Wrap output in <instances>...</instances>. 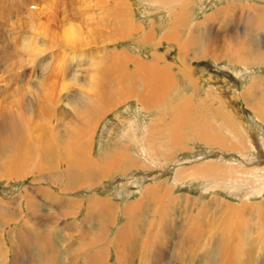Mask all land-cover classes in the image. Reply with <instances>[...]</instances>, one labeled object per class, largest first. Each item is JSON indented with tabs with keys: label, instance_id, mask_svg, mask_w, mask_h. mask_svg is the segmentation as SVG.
I'll return each instance as SVG.
<instances>
[{
	"label": "bare ground",
	"instance_id": "obj_1",
	"mask_svg": "<svg viewBox=\"0 0 264 264\" xmlns=\"http://www.w3.org/2000/svg\"><path fill=\"white\" fill-rule=\"evenodd\" d=\"M2 1L4 2V0ZM153 1H156L158 5V0ZM164 1V6H158L167 11L170 9L168 12L169 28L164 29V33L157 42H155L156 28L153 26L146 33L143 25H136L132 14H130V8L127 9L125 4L127 1L114 4L112 12L109 8L111 14L107 12L108 10L105 11L107 12L105 24L101 22L103 17L100 21V18H97L98 15H95L94 19L97 18L102 27L97 25V29L94 28L95 26L93 27L96 30H91L92 25L90 26V32L95 31L91 33L94 35L93 37L106 45L128 41L131 37L142 33L141 46H151L155 42L154 48L150 52L151 60L149 62L133 57L127 51H106L100 58H94L90 54L84 55L83 50L91 47L95 41H85V38L82 40L76 35V37L70 38L71 41H67L68 44L63 40L64 45L67 44V47L70 48L67 49L69 51L81 50L82 55H77L79 61L84 60L85 69L82 68L84 71L80 73L77 70L79 69L77 66L80 67V65L70 66L64 71L68 81L61 85L60 83L57 84L58 81L55 83L52 81L57 76L55 74L53 78V68L56 64L50 66L48 63L50 57L48 56H35L37 50L31 52L32 47L29 38H21V42L16 44L21 49L17 50L18 48H14L15 46H11L5 40L2 43L3 37L0 31V43L14 51L8 52L4 46L1 48L0 62H2L4 69L6 68L5 71L12 72L17 69L18 72L20 68L27 65L31 69L29 84L26 83V75L18 74L21 76L20 78H17V75L9 78L10 81L7 82L15 86L20 84V87H16L17 89L14 93L13 90L11 95V90L6 89L7 82L0 80V85L1 83L6 85L3 88L0 86V153H4V151L6 153V158L0 162V167L3 168L4 181L12 184L11 181L21 179L27 172H30L37 174L36 182L42 183L46 176L44 172H47L53 164L59 163L64 167V170H55L49 173L50 185L48 187L40 185L35 189L33 188L32 192L25 193V200L23 199L24 202H20L19 205L16 204V199H7L9 207L3 206L2 213H0V264H58L61 260V264H249L247 257L252 252L250 250L257 248H255L256 244L253 241L263 240L262 244L264 245V201L254 206L244 203L241 206L232 207L212 199L210 203L198 205V200L190 195L185 197L173 196L172 190H167L161 182L145 186L142 192L137 191L138 196L134 201L125 202L124 206L121 207L119 203H114L110 197L103 198L102 195L95 192L105 182L113 178L128 177L130 169L126 167L125 171L124 163H128L131 168L135 167L150 172L152 169L150 165L155 166L158 162L166 161V158L169 157L168 152L176 154L182 148L181 144L190 139L204 143L208 147H215L221 152H226V154H241L244 148L248 146L241 132L244 126L243 122L234 120L236 116H234V111L222 110V105L231 103L230 98L225 97L221 91L216 94L211 87L203 90L204 85H201L203 82L190 65H187L189 60L186 58L184 62H179L175 71L176 64L168 62L169 53L162 54L159 49L163 47L164 43L175 44L177 52L179 54L185 53L186 57L190 56V59L210 58L215 63L225 60L229 65L237 64L244 68L262 66L264 65V42L259 44L256 40V34L258 32L264 33V10H260L258 7L241 10V15L249 14L252 19H256V21H252L255 24L249 31L245 29L234 35H229V29L226 28L218 36L221 38H211L207 33H197L190 26L192 29H188L189 31L186 32V37L182 41L180 28H182L186 16L176 11L183 9L179 8V3H184L185 7L188 0ZM73 6L75 7V5ZM2 7L0 1V10ZM86 7L88 6L86 5ZM160 7L158 9H161ZM235 10V7H228L219 10L218 14L215 12L213 15L220 16L227 23L233 21ZM82 11L81 13H83ZM93 11H90V14ZM98 11V13L101 12ZM87 13L85 11V14ZM4 14L2 13V15ZM88 15L85 17H90L92 14ZM37 18L35 22L38 24ZM64 19L66 20V18ZM27 23L30 24V22ZM88 23L95 25L93 19L91 22L89 20L87 25ZM40 24L39 27L35 25L37 34H39L38 30L41 27L43 31L50 27L44 25L43 29V24ZM151 24L153 25V22ZM29 27L31 28V26ZM51 27L53 26L51 25ZM74 27L73 25V29ZM57 28L59 27L57 26L55 29ZM41 30L39 35L46 31L42 33ZM71 30L68 34L72 32ZM77 31L76 34L80 32L79 29ZM58 32L59 29H57ZM33 33L35 32L33 31ZM48 33L46 31V34ZM80 33L82 34V32ZM56 35L60 38L58 34ZM90 37L88 39H91ZM93 37L92 39H94ZM54 39L56 38L52 40ZM60 40L62 41V39ZM65 40L67 39L65 38ZM99 41L95 43L98 44ZM45 44L48 45L47 42ZM47 45L41 44L44 51L48 49H46ZM40 51L38 54L43 52L42 49ZM53 58L55 57L53 56ZM65 58L64 60H66ZM69 59L71 60V58ZM73 60L71 61L73 62ZM26 61L27 64H25ZM59 61L61 60L59 59ZM72 62L69 63L72 64ZM64 64L60 66L61 71L65 68L62 69ZM60 68L57 69L56 67V70L59 71ZM175 72H178L183 82H186L187 91L178 90L180 83ZM62 77L64 76L62 75ZM211 80L209 79L210 82ZM22 83L29 85V91L26 87L28 92H25H30L31 99L26 96ZM66 90L70 92L60 95L62 91L66 92ZM241 99L245 107L252 111V115L263 124L264 77L261 79L253 78L243 90ZM131 101L137 103L139 110L142 109L148 113L149 120L139 124L135 118H129L133 124L138 126L137 129L135 127L129 128L130 132L136 133L137 137H124L128 140L127 147H135V155L127 151L129 148H125L118 151L120 153L105 150L107 153L102 154L96 160L92 159L91 155L89 157L88 152L91 153L90 149L92 148V132H94L97 124L108 114L118 110L121 105ZM16 113L22 116L20 122H15L17 120ZM168 113L172 114V120L165 124L162 122L163 116ZM209 118L218 119L221 123L208 121ZM117 119L119 120V118ZM54 122L56 126H52ZM186 128H189L187 135L182 133V130ZM162 133L171 135L169 137L172 140L169 141L168 136L165 137L166 140L164 137L160 141L155 140L157 135ZM225 133H229L231 137L226 138ZM256 135L260 136L259 133ZM251 144L264 152L263 140L251 141ZM123 146L125 147V145ZM56 159H59L57 160L59 162H56ZM246 159L245 156L242 157V160ZM254 159L255 157L248 160V163ZM152 161L155 165L152 164ZM257 161L259 160L257 159ZM244 162L246 161L231 160V163L236 165L234 167L239 169L245 167ZM250 166L252 167V165ZM220 170V167L214 163H203L193 167L179 168L175 171L174 177L177 182L178 179H181L180 181L194 178L207 179L211 175L219 173ZM0 172L2 173V171ZM145 177L147 178V176ZM22 191L25 190L22 189ZM82 191H89V193L81 195ZM263 191L264 185L257 189L256 194L259 195ZM68 194L73 196H68ZM37 195L39 196L37 197ZM1 202L3 201L1 200ZM20 208L22 217L25 216L26 222L24 220L22 226L18 227L14 224L18 215V219H21ZM180 210L183 211L181 217L184 220L181 224L178 223L179 218L177 217V212L179 213ZM81 215L82 220L78 221L77 218ZM119 216L123 219V223L116 229L112 239L107 241L109 239L108 228L116 226ZM27 226H29V230L26 229ZM223 226L225 227L224 230L219 232L220 227L223 228ZM166 229L172 230V234L177 232V238L175 240L172 238L173 253H169L165 248L166 245H164ZM218 233H220L217 237L219 245L216 244L217 241L215 240V235ZM238 234L245 238L246 242L221 245L233 236L235 239V235ZM204 235L207 236L206 242L202 237ZM238 236H236L237 240ZM249 243H253L250 248ZM138 245L141 246L138 247ZM134 247L138 249L134 251ZM255 251L256 254H263L264 252L261 249ZM196 257H199L197 262H195ZM259 257L263 258L260 255L257 259ZM259 264H263L262 261Z\"/></svg>",
	"mask_w": 264,
	"mask_h": 264
},
{
	"label": "rangeland",
	"instance_id": "obj_2",
	"mask_svg": "<svg viewBox=\"0 0 264 264\" xmlns=\"http://www.w3.org/2000/svg\"><path fill=\"white\" fill-rule=\"evenodd\" d=\"M0 1L2 2V6L3 7L5 6L4 7L5 10L7 9L5 11L4 8L2 7L1 8L2 10H0V12L2 11L0 13V23H1L0 24V31H1V34L3 37L2 43H4V40H5L11 46L12 45L15 46L14 48H18L16 46V44L17 43L19 44L21 42V38H23V37L26 39L29 38L28 40L31 41L30 46L32 47L31 52L32 51L35 52V50H37L35 53L38 54V51H40L41 49L44 52V53L43 52L40 53L41 52L40 51L39 54L38 55L36 54L35 56H37V57L39 55H40L39 57L48 56V57H50V60L48 61L49 65L53 66L56 64L54 66V68L52 67L53 68V78H54L55 74H57V76H55L56 79L55 80L52 79V81L54 83L58 81L57 84L60 83V85L64 84V83L66 84V82L68 81V79L65 78V72L64 71H66V69L69 68L70 66L75 67L77 65H80L81 68L79 66H77L79 69L76 68L77 70L80 71V73H82L84 71L82 68L85 69L84 60L83 61L80 60L81 61L80 62L79 58H78V55H82L80 52L81 50L80 51L75 50V52H74V50H70V51L67 50V49H70L67 47L68 42L71 41L70 38L74 37V36L76 37V35H77V36H79L78 37L79 39L81 38L82 40H84V38H85V41L98 42L99 39L97 40L95 37H93L94 35L91 34V33H94L95 31H92V32H90V31L96 30L97 25L102 27L101 22L105 24V22H106L105 16H106L107 12L109 13V10H111V12H112L113 8H114L113 6H115L116 3L118 4L119 2H124V1L126 2L127 1L126 3L125 2L124 3L126 4L127 9L130 8V11H131L130 14H132L135 24L141 25V26L143 25L146 33L149 31L150 28H152L154 26V28H156V33H157L155 42H157L158 39L160 38V36L164 33V29L169 28L168 23H169L170 19L168 16V12L170 11V9H168L169 11H167L165 8L160 7V6L165 5L164 0L163 1L158 0L159 1L158 5H160V6H158L156 4V1H153V0L151 2H150V0H131V1L130 0H124V1L123 0L122 1H120V0H85V1L84 0H4V2L6 4L2 0H0ZM176 3H177V1H176ZM151 4H154V6H151ZM179 4H180L179 8H183V9L178 10L176 12L186 16L182 28H180V36H181L182 41L186 37V32L189 31L188 29H192V28L197 33H207L208 36H211V38H213V37L214 38L215 37L221 38L218 36L221 35L222 31L223 30L225 31L226 28L229 29V35H234V34L239 33L245 29H248V31H249L253 28V26L255 24L253 22L256 21V19H252V17L249 16V14L241 15V10H246V8H252V7L253 8L258 7V9L264 10V0H191V1L188 0V2H187L188 5L185 4V7L183 5L184 3H179ZM9 5H10V7H9ZM59 5H61L63 9ZM73 5H75V7ZM83 5H84V7H83ZM86 5L88 7H86ZM49 7H51V8H49ZM158 7H160L161 9H158ZM228 7H235L236 8L235 14H234L235 16L232 18L233 21L225 23V20L220 18V16L216 17L213 15L215 12L218 14L219 10H222V9L224 10ZM84 8H86V9H84ZM87 8L90 11L94 10L93 13H91L92 15L90 14V11ZM98 10L101 11L100 12L101 14L98 13L99 12ZM171 10H173V9L171 8ZM174 10H176V9H174ZM9 11H10V13H8ZM81 11L84 14L81 13ZM85 11H86V13L88 11V13H87V14H89L88 16L91 15L93 17L92 18L90 16L91 19H93L95 25H93V23H91V24L88 23V25H87V22L89 20L91 22V19H90V17H87V16L85 17V15H87V14H85ZM95 11L96 12L98 11V12L96 13ZM105 11H107V12H105ZM102 12L104 13V15ZM111 12L109 14H111ZM2 13L3 14L5 13V14L2 15ZM6 13H8L7 14L8 16L6 15ZM99 14L103 15V16H100ZM95 15L97 16L98 19L100 18L99 19L100 21H101V18L103 17L102 21L99 22V20H97V18H96V20H97V22H96V20L94 19L96 17ZM253 15H255V14H253ZM74 16H76V17H74ZM211 16H213V17H211ZM63 17L66 18V20ZM36 18H37L38 24L35 22ZM31 19H32V23H31ZM41 19L44 21H42ZM63 19H64V21H63ZM241 19H242V21H241ZM246 19H247V21H246ZM51 20L54 22H52ZM33 21H34V23H33ZM57 21L59 24L57 23ZM65 21H67L68 23ZM74 21H76V22L73 24ZM27 22H30V24H28ZM39 22L43 24V29H44V25L46 27L47 26L51 27V25L53 26V27H51V30H50V27L49 28L45 27L46 28L45 30L47 32H49L50 34L49 33L46 34L45 30H44L45 33H43L44 31L41 30L42 27L38 30V32L40 34V30H41L42 33L45 35H43V34L39 35L36 33L37 30H35V25L39 27V24H40ZM152 22H153V25L151 24ZM248 22H251V23L247 24ZM185 23H187V24H185ZM73 25L75 26L74 29H73ZM29 26H31V28ZM40 26H42V25L40 24ZM57 26L59 27V28H57V29H59L58 33H57V29H55ZM66 26L69 27L70 29L67 28ZM76 26H78V27H76ZM90 26L92 27L91 30H90V28H91ZM190 26H192V28H190ZM249 26H251V27H249ZM11 27H12V29H10ZM38 27H36V29H38ZM60 27L63 30H61ZM71 27H72V30H71ZM93 27L96 29H94ZM1 28H2V30H1ZM32 28H33V30H32ZM75 28H76V31L79 29L80 32H82V34L80 32L78 34H76V31H74ZM68 29L72 31L71 33H69L70 36H67V35H69ZM14 30H16V31H14ZM33 31L35 33H33ZM102 31H104V30H102ZM11 32H13V33H11ZM53 32H54V34H52ZM55 33L58 34V36H60V38L57 37V35ZM64 33H66L67 35ZM87 33H89V34L87 35ZM15 34H17V35H15ZM141 34L142 33L135 35V36L131 37L130 39H128V41L127 40L122 41V42H119L118 44L106 45L105 43H103L101 41H99L100 44L99 43L96 44L94 42L95 45L92 44L93 47H92V45H91V47L89 46L90 49L87 47L88 49L87 48H86L87 50L85 49L86 52H84L85 50H83L82 53L84 55L90 54L94 58H100L102 56V54H104L106 51L107 52H110V51H117V52L118 51L119 52L127 51L133 57H137L139 59H142L145 62H149L151 60V53L150 52H152V50L154 48L153 44L155 45V42L151 44L152 47L149 45L148 46L147 45L141 46V43H140ZM53 35H55V36L53 37ZM256 35H257V39L256 38L255 39L257 40V42L259 44H262L264 42V33L258 32ZM90 36H92L94 39H92V37H90ZM252 36H253V34H252ZM43 37H45L46 39ZM61 37H63V38H61ZM89 37L91 39H88ZM41 38H43V39H41ZM47 38H49V39H47ZM53 38H56V39L52 40ZM65 38L67 40H65ZM222 38H224V37H222ZM60 39H62V41ZM63 40L65 42L68 41L66 45H64L65 42ZM48 41H50V42H48ZM57 41H58V43H57ZM33 42L35 43L36 47H35V45H33L34 44ZM46 42L48 43V45L49 44L50 45L48 46L47 44H45ZM2 43H0V44L2 45ZM41 44L47 45L46 46V49L48 48L46 50V51H48L47 53H45L46 51H44V49L41 47ZM1 45H0V51H1V48L4 46L8 52H14V51H11V48H9L8 46H6L4 44L2 46ZM62 45H64L65 47ZM99 45H101V46H99ZM20 49L21 48H18L17 50H20ZM175 49H176L175 44L164 43L163 47L161 49H159V52L162 54L169 53L168 62H170L172 64H176L174 67L175 71L177 70L179 62H184V59L186 58L187 60H189L187 62V65L188 66L190 65L191 69L195 71V73L198 75L200 80L203 82L201 84V85H204L202 87L203 90H205V88L211 87L214 89V92L216 94H218V92L221 91L225 97L230 98L231 103H228L224 106L222 105V110L234 111V116L236 115L234 117V120L237 122H243L244 126H243L241 132L243 133L244 138L246 139V141L248 143V146H246L244 148V150L242 151L241 154H235V153H232V154L227 153L226 154V152H221L220 150L216 149L215 147H208L204 143H199V142L193 141V139H190L189 141H184L181 144L182 148H180L176 154H173L172 152H168L169 157L166 158V161L160 162V163L155 162L156 165L152 161V164H154L155 166L150 165L152 167L150 172L142 171L140 169H136L135 167L131 168V167H129L130 165L128 163H124L123 165L125 166V171H126V167H128L130 169L128 172V174L130 173L128 175V177L113 178L112 180L105 182L103 184V186L99 187L97 189V191L95 190V192L96 193L98 192L97 194L102 195L103 198L110 197L112 199V201H114V203H119L120 206L123 207L125 202L134 201V199L138 196L137 191L142 192L145 189V186H148L149 184L154 185V184L162 182L163 186H165L167 188V190H169V191L172 190L173 193L172 192L171 193L173 196L185 197V196L190 195L191 197H194L198 200L197 201L198 205H203L204 203H207V202L210 203V202H212V199H214L218 202H222V203H224L228 206H232V207H235V206L238 207V206L243 205L244 203L247 205H250V206H254V205H257L258 203L263 202L264 201V191L260 192L259 195L256 194V191L259 187L264 185V152H263V150L255 148L251 144V141H257V140L258 141H260V140L264 141V123L262 124L260 121H258L256 119V117H254V115H252V111L245 107V104L243 103L241 97H242L243 90L250 84V82L252 81L253 78L261 79L264 77V65H262V66L259 65V67L258 66H249V68H247V67L244 68V67H241L237 64L229 65V64H227V62L225 60H223L220 63H215L210 58H204V59L200 58V60L199 59H190V56L186 57L187 55H185V53L179 54L177 52V49L176 50ZM50 51H52V52H50ZM50 53H51V55H50ZM61 53H62V55H61ZM99 53H101V54H99ZM55 55H57V56H55ZM1 56L2 55L0 52V57ZM53 56L55 58H53ZM63 57L64 58L66 57L65 58L66 60H64ZM68 57L71 58V60L74 59L73 62ZM52 59H53V61H52ZM59 59L63 62H61V61L58 62ZM68 60H70V61H68ZM171 61H173V62H171ZM69 62H72V64H70ZM27 63L28 62L26 61L25 64H27ZM58 64H59V66H57ZM62 64H64L62 66V69L65 67L63 69V71H61V68H60V66ZM56 67H57V69L60 68V70L59 71L56 70ZM29 68H30V66L27 65V66H23L22 68H20L21 72L19 70L17 72V69L13 70L12 72L7 70L8 72H6L5 71L6 68L4 69L2 62H0V80H4L6 83L7 81H10L9 78L11 76L13 77V76L17 75L16 77L20 78L21 76L26 75L27 77H29L30 76L29 73L31 71V69H29ZM54 72H56V73H54ZM60 72H62V73H60ZM18 74L21 76H19ZM61 74L64 77H62ZM175 75H176V78L178 77L177 80L180 83V84H178V86H179L178 90L180 91L181 89H184L187 91L188 89H187V85L185 84L186 82H183V80H182V78L178 72H175ZM27 77L25 78L26 83L28 82V84H29L31 76L29 79H27ZM209 79H212L211 82L209 81ZM23 82H25V81H23ZM5 83H3V84L1 83L0 86L3 88L4 86H6V85H4ZM6 84H7V88L6 87L5 88L9 89V91L11 90L10 95H11L13 90H14L13 91V93H14L15 90L20 87L19 86L20 84L16 85V86L11 84L10 82H7ZM22 84H23L24 92L25 91L28 92L29 91V89H28L29 85L28 84L25 85L24 83H22ZM67 85H68V83H67ZM26 87H27L28 91H27ZM68 92H70V91H67V90H66V92L62 91L61 92L62 94H60V95H63L64 93H68ZM29 94H30V92L26 93V96L29 99H31V96ZM216 104L220 106V104L218 102H216ZM217 105H215V107H217ZM139 109L140 108L138 107L137 103H135V101H131L128 104L121 105L118 108V110H116L114 113L108 114V116H106L103 120H101L100 123L97 124V126L95 127L94 132H92V137H91V147L92 148L90 149L91 153L88 152L89 157L91 155V158L92 159L94 158V160H96L102 154L107 153V152H105V150L116 151L117 153H120L118 151H121L122 149H125V148H129L126 146L128 140L124 136H126L128 138H132V137L136 138L137 137L136 133H134L132 131L130 132L129 128H134V127L136 129L138 128V126L136 124H133V121L129 118L130 117L135 118L139 124H140V122H144V121L148 122L149 121L148 117H147L148 113L143 111L142 109L141 110H139ZM140 111H142V112H140ZM150 114L152 115L153 113L151 112ZM15 117L17 118V120H15V122H20V120L22 118L21 114L16 113ZM117 118H119V120ZM163 119L164 120L162 122L165 124H168L172 120V114L171 113L165 114L163 116ZM22 120H24V119H22ZM210 120H212L213 123H217V124L221 123V121L218 119L209 118L208 121H210ZM52 126H56V123L54 122L52 124ZM113 129H115V130L113 131ZM188 129L189 128L183 129L182 133H186V135H187ZM256 132L259 133L260 136H257ZM158 136H160V137L158 138ZM167 136H168V134H166V133L158 134L157 137L155 138V140L160 141L161 139H163V137H164V140H166ZM169 136H171V135H169ZM169 136H168V138H169L168 140L171 141L172 139ZM225 137L228 138V137H231V135L229 133H225ZM260 137H261V139H260ZM123 145H125V147ZM262 148L264 149V147H262ZM127 151H129L130 154L135 155L136 149H135V147H131ZM212 151L214 152V154ZM217 153H220V154H217ZM221 153L223 154L222 156H221ZM109 154H111V153H109ZM243 156H245L247 159L242 160ZM136 157L141 158L140 156H136ZM254 157H255V159L248 163V160L253 159ZM5 158H6V153L4 151V153H0V162H2ZM233 159H238V161H242V162L246 161V162H244L245 167L240 168V169L238 167H234V166H236L235 163H231V160H233ZM257 159L259 161H257ZM57 160H59V159H56V162H59ZM256 161H257V163L255 165ZM203 163L204 164L205 163H214L215 165L220 167L221 170L219 173L211 175L207 179L194 178V179H189V180L185 179L183 181H180L181 179H178L179 180L178 182L175 179V177H174L175 171L178 170L179 168L193 167V166L201 165ZM250 165H252V167ZM55 170L56 171L57 170H64V167L61 166L59 163L53 164L47 172H44V174L46 176L44 177L42 183L36 182L37 174L27 172L21 179L11 181L12 184H10V182L7 183L6 181H4L5 178L3 176L4 175L3 168L0 167V171H2V173L0 172L1 173L0 178L2 179V180L0 179V213H2V207L3 206H5V207L8 206V203H7L8 200L7 199H13V200L16 199V204L19 205L20 202H24L25 193H29V191L32 192L33 188L35 189V188H37V186L39 187L40 185L48 187L50 185L49 173L53 172ZM149 175H150V177H149ZM145 176H147V178ZM34 180H35V182H32ZM124 181H126V182H124ZM125 184H126V186H125ZM22 189L25 191H22ZM88 193H89V191H82V193H80V194L83 195V194H88ZM38 196L39 195H37V197ZM68 196H73V195L68 194ZM1 200L3 202H1ZM10 208H13V207H10ZM19 212L21 214V217H20L21 219H18L19 218V215H18L14 225L21 227L24 220L26 222V218H25V216L22 217L21 208H20ZM24 212H25V210H24ZM177 214H178L177 217L179 218L178 223L179 224L183 223L184 220H183V217H181L183 215V211L180 210L179 213L177 212ZM79 217L77 218L78 221L82 220L81 219L82 215ZM236 219H238V217H236ZM17 223H20V224H17ZM122 223H123V219L120 218V216H119L116 226H114V227L110 226L108 228L109 239H107V241L112 239V237L114 236V234L116 232V229ZM219 224H218V227H219ZM224 228H225L224 226H223V228L220 227L219 232L223 231ZM26 229L29 230V226H27ZM219 235H220V233H218V235H215V240L217 241L216 242L217 245H219V240L217 239V237ZM238 235H235V239L233 236L229 240L221 243V245L225 246V244H228V243L232 244L234 242L237 244H243L244 242H246L245 238L240 236V234H238ZM236 236L239 237V238L237 237L238 240L236 239ZM202 237L204 238V241L206 242L207 236L204 235ZM240 237L243 238V242H242V238H240ZM172 238H174V240L177 238V232L175 234H172V230L166 229V238L164 239V245H166L165 248H166V250L169 251V253H173V251H174V244L172 242ZM258 241L260 243L255 241V240L253 241V243L256 244V245L254 244L255 248L256 247L257 248L256 249L253 248V250L252 249L250 250L252 252H250L251 254L249 253L250 255H248V257H247L249 264H259V263H261V261L264 264V252H263V254H256V251L254 252V250H258V249H261L262 251H264V245L262 244L263 240L259 239ZM253 243H249L250 244L249 248L252 247ZM58 245H60V243H58ZM258 245H260V246H258ZM140 246L141 245H138V247H140ZM197 248L199 249L200 247H197ZM137 249L138 248L134 247V251H136ZM253 252H254V254H253ZM260 255L263 258L259 257L260 259L259 258L257 259V257ZM26 257H25V260L27 259ZM198 258L199 257L195 258V262H197ZM60 262L62 263V260ZM60 262H58V264H61Z\"/></svg>",
	"mask_w": 264,
	"mask_h": 264
}]
</instances>
